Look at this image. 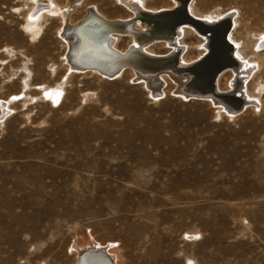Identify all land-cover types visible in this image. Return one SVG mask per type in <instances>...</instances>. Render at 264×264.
<instances>
[{
	"label": "rangeland",
	"instance_id": "obj_1",
	"mask_svg": "<svg viewBox=\"0 0 264 264\" xmlns=\"http://www.w3.org/2000/svg\"><path fill=\"white\" fill-rule=\"evenodd\" d=\"M84 2L72 19L87 4L127 15ZM24 6L0 0V175L14 171L20 185L0 190V264H74V241L113 244L126 264H264V47L250 64L253 103L239 95V112L216 115L177 91L154 99L122 71L70 69L60 21L31 36ZM189 9L231 13L221 19L233 21L232 41L264 34V0H195ZM240 54L251 59L247 45ZM30 192L35 206L19 208Z\"/></svg>",
	"mask_w": 264,
	"mask_h": 264
},
{
	"label": "bare ground",
	"instance_id": "obj_2",
	"mask_svg": "<svg viewBox=\"0 0 264 264\" xmlns=\"http://www.w3.org/2000/svg\"><path fill=\"white\" fill-rule=\"evenodd\" d=\"M154 1H156L158 4H152L151 6H147L145 4L146 0H105V5L108 6L110 11L112 12L125 11L127 15L125 17L107 16L103 12H101L100 9L96 5H94L93 10L87 9L88 8V4H87V5H84L85 11L83 12L79 11L78 12L79 15L77 17L73 16V18L75 19H72L71 13L75 9V7L79 5V3H81V0H24V4H25L24 8L26 9L22 11V14L25 16L26 21L24 23L25 26L23 27V29H25V31L28 32L31 36H36L44 30L48 22L59 20L61 23V27L60 29L56 31V35H58L59 37V43H61V45L63 46L65 45V52L63 56H64L65 62L68 64V67L70 69L75 70V71H82V72L89 71V73L97 72V74L99 73V75H103L104 77H107V78L112 77L122 71L121 74L124 73V75L126 74L130 75L132 79L137 81L139 86L145 89L147 95L151 96L154 99L157 96H159L160 93H163L166 96L167 94H172L173 92L177 91L176 94L178 98L180 99H184V100L200 99L202 101L207 102L210 106L214 107L216 115L223 114L229 117L239 112L240 107L238 106L236 107L234 102L227 101L226 103L222 101L221 99H219L218 98L219 93H217V95L216 93L208 94V95H194V94H191L190 92L184 91L183 89L184 84L187 81H190V77L188 73H174L172 71H163V72L155 71V72H149V73H140L137 70H134L133 68L122 66L115 72L107 74V73H101L94 69H80L79 68V66H94V67H98L99 69H102L103 71H110L111 68L109 67V65L114 63V60H115L111 55L108 54L105 48L106 40L104 38V34H107L109 31H107V28L104 25L100 24L95 19V16H99L102 20H105V21H114V20L131 21L129 23V26L127 27V30L125 31L127 34H118V33L110 32L108 37L111 39L112 43L111 42L110 43L113 49H115L116 51L122 54H126L128 51L133 49L130 51L131 53L129 54V57L126 58L125 60L131 61L132 65L135 68L140 69L142 71H143V68L141 66L150 64L148 62L150 60L144 59L142 55L140 57L141 53L139 51H145L146 53L151 54V55H166L170 53L171 50H179L177 48L182 47V49H185L184 51L185 54L182 57V61L186 63V65H192L197 60H199L198 62L203 61V58L210 51L211 40L213 41V46H214V50H213L214 58L209 59L205 63L204 69L200 72V75H201L200 80L202 81V83L203 82L205 83L206 77L212 71H214L215 69H219L220 67L225 65L224 49H223L222 39H221L220 34L218 33V30H213L212 34L209 32L203 33L202 31H198L196 28L192 26L180 25V27L176 31V35L171 40H165V41L155 40L149 43L145 42L144 41L145 37L143 35L142 36L139 35V32L145 29V24L143 23L142 20H138L139 18L140 19L153 18L151 16L145 17L146 12L157 15L158 19L156 21L159 22V25L160 23L161 24L165 23L164 25L159 26V31L164 32L168 28V26L171 24V22L178 21L179 18H181L180 10L184 6V2H183L184 0H154ZM86 2L87 0H85L84 4ZM194 2L195 0H190V3L192 5ZM180 5H182V7H180ZM189 6L190 4L188 5V9H189ZM37 8L39 9L37 12H35ZM15 10H16L15 12L17 13V11H21L22 9H20L19 7L18 8L16 7ZM24 11H25V14L23 13ZM189 12H190V9H189ZM190 14L195 19L200 20L202 24L205 26L207 25L214 26L216 23H219L220 21H222V19H226L227 16H229V14L231 15V13L226 14V12L222 14L220 13L195 14V12H193L192 10ZM86 15L88 19L85 21V23L82 26L79 27L82 21L85 18H87ZM222 16L223 17L226 16V18L221 19ZM43 20L45 21V25L41 23V21ZM46 29H48V26L45 28V30ZM232 30H233V27L230 28V31L228 30V37H229V40L236 47L235 48L236 50H234V54L238 60L236 59L237 63L234 62V65H232L234 67H231V66L229 67L227 65L218 73L219 75L217 74L218 75V78L216 76L217 86H218L217 90L218 92L219 90L221 91L220 94H227V95L236 96V97H239V95H241L243 96V99L245 98L244 96H246L247 99H249V101H245L244 104L250 105V103H253L252 101L256 97L253 94L249 95L248 88H247L248 87L247 80L249 76L251 77L253 75V68H254L250 64L252 62H255L254 58L259 55V51H257L258 47L260 48L264 47V34L257 36L255 41L252 42L251 44L250 42L247 43L245 40L241 42L232 41L231 40ZM115 32H123V31L118 30ZM126 39L129 40V44H132V45L130 47L128 44L126 47L122 48L121 42ZM78 41H79V46H77ZM243 45H247V47L250 48V54H251L250 60H246L241 57L240 51ZM179 51H181V49ZM117 60L119 59L117 58ZM225 78H227L226 88H222L220 86V82L221 80ZM239 86L241 90H246V92L244 93L242 91V93L241 92L236 93V89ZM257 88L260 91L259 86H257ZM3 113L4 112H2L1 117L3 116ZM137 147L138 149L141 148V146H137ZM132 152L129 151L130 158H128V161L130 162L135 160L133 156L134 153ZM25 165H27V163ZM43 168L45 167L43 166ZM142 173H144V170H142V172L139 174L140 177L142 176ZM26 176L28 177V175ZM53 176L51 175V177ZM0 177H1L0 179L1 194L7 193L10 189V185L13 189L20 188V185L18 184V182H16L18 178V174L16 172L12 171L11 174H2L0 175ZM36 184L38 185V183ZM5 195H2V196H5ZM31 196L34 197V195L30 192V193H27V195L24 194L22 198L16 199V201L19 202L18 207L21 209H26V208H31L32 206H35L36 202L29 200V197ZM60 205L61 204L59 203L58 206ZM71 249H72V252L75 253L74 264H77V263L79 264H108L106 263L107 260H110L114 264H126L122 252H120L118 248L114 246L113 244L112 245L111 244L101 245V244H97L96 242H91V243L84 244V245H78L76 241H74ZM98 250L105 252L108 256H104V255L97 253Z\"/></svg>",
	"mask_w": 264,
	"mask_h": 264
},
{
	"label": "water",
	"instance_id": "obj_3",
	"mask_svg": "<svg viewBox=\"0 0 264 264\" xmlns=\"http://www.w3.org/2000/svg\"><path fill=\"white\" fill-rule=\"evenodd\" d=\"M184 2V6L182 7V9L180 10L181 14L178 21H174L171 22V24L168 26V28L164 31L161 32L159 31V28H153V29H148V31L146 33H139V35H143L145 37V42H151V41H155V40H171L175 35V30L176 27L179 25H189L192 26L194 28H196L198 31H202L204 32H209V33H213V30H218V33L221 36L222 39V44H223V49H224V63L225 65L220 67L219 69H215L214 71H212L205 80V83L200 80V72L204 69L205 63L209 60V59H213L214 58V46H213V41L211 40V44H210V51L209 53L206 55V58L197 63V64H192L190 66L187 67H182L177 65V56H173V57H157V56H149L146 55L145 53H143L142 51H139L140 57L141 55L144 57V59H148L150 61H148L150 64L147 65H142L141 67L143 68V71L140 69L135 68L131 61H126L125 59L129 57V54L131 53L130 51L133 50L131 49L130 51H128L126 54H117L114 53L112 50L109 49V41L107 42V34H109L110 32L113 33H118V34H124L126 33L125 31L127 30V27L129 26V23L131 21H127V23H112V24H105L103 22H101L97 17H95V19L102 25H104L107 28V31H109L107 34H104V38L106 40L105 42V48L108 52L109 55H111L115 60L114 63H112L111 65H109V67L111 68L110 71H103L102 69H99L98 67H94V66H79L80 69H94L97 70L101 73H113L116 70H118L120 67L122 66H126V67H130L133 68L134 70H137L140 73H149V72H155V71H172L174 73H188L189 77H190V81L187 82L186 84V88L184 91L190 92L191 94L194 95H208V94H215V92L213 91V81L215 80L217 74L225 67V66H231L234 65V61L232 56L230 55L231 52V46L229 45V42L227 40V33L228 30L230 29L229 23L225 22V24L223 25V27H221V25L219 26H205L202 24V22H200L199 20L191 17L187 11H186V4L188 2V0L183 1ZM184 9V11H183ZM155 17V16H154ZM88 19L85 18L82 23L79 25L82 26L85 21ZM149 24V23H146ZM197 25V26H195ZM121 30L123 32H115ZM79 42V41H78ZM79 46V45H78ZM117 58L119 60H117ZM174 62V66L171 65V62ZM170 66L172 68H170ZM200 70V71H198ZM184 89V88H183ZM217 95V94H216ZM219 99H221L222 101L226 102L225 97H220L218 96ZM237 107V106H236ZM89 253V252H87ZM97 253L104 255V256H108L105 252L98 250ZM106 263L108 264H113L110 260H107ZM79 264V263H77Z\"/></svg>",
	"mask_w": 264,
	"mask_h": 264
}]
</instances>
